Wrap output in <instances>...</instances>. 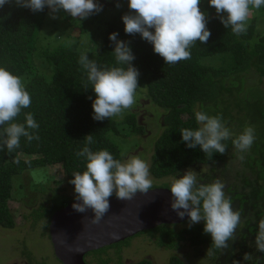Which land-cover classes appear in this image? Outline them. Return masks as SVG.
Masks as SVG:
<instances>
[{
	"label": "trees",
	"instance_id": "trees-1",
	"mask_svg": "<svg viewBox=\"0 0 264 264\" xmlns=\"http://www.w3.org/2000/svg\"><path fill=\"white\" fill-rule=\"evenodd\" d=\"M120 2L124 5L105 24L97 51L83 50L76 44L54 40L55 46L50 50L47 48L43 54L36 51L40 47V31L48 19L49 10L45 8L33 13L12 4L0 8V66L19 76L31 97L29 108L23 109L16 120L23 122L24 113H31L39 124L36 130L38 140L28 142L21 138L20 147L14 152L0 150V226H15L8 207V200L15 197H11L13 175L29 168L61 163L63 180L73 188L68 182L71 173L82 171L84 167L83 160L74 153L83 145L85 134L93 135L95 143L90 146L92 150L106 149L114 158L122 159L116 137L127 141L143 133L135 113L131 111L121 119L113 117L102 121H96L90 115V98L94 94L90 88L83 89L84 73L78 64V57L82 51H87L89 58L98 65L112 66L115 62L108 34L114 31L118 33V39L128 42L135 56L132 64L139 72L136 92L143 93L149 103L161 109L162 132L153 143L150 157L149 172L153 177L175 175L192 165L222 162L229 150L234 149L231 138L225 142V152L214 153L211 159L198 147L187 148L180 140L179 131L197 127L194 110H203L210 115L220 114L225 123L228 119L247 121L246 126L254 129V142L243 153L244 159L241 160L245 171L240 173L237 170L226 189L233 209L240 212L241 220L229 248L216 250L213 255L215 262L220 260L218 257L224 256L231 264H264V253L255 246L259 225L264 222V102L260 94L254 101L248 99L243 87L250 89L249 82L254 84L259 81L264 92V79L261 78L264 77V34L256 30L257 20L264 17V7L251 9L254 14L248 18L247 31L241 35H234L230 28L226 29L218 15H206V26L211 33L208 41L193 44L190 59L168 65L139 34L129 35L123 31L121 16L132 11L127 7L126 0H99L101 7L116 6ZM206 3L207 0H201V10ZM53 32L48 31L47 34L51 36ZM39 56L49 65L47 72L37 67L34 58ZM206 58L207 62L202 61ZM211 58H217L219 64L210 63ZM250 73L254 79L249 77ZM228 112L232 115L229 116ZM58 208L53 203L40 204L30 212V216L35 221L42 219L44 222L46 219L44 227L47 228V220ZM179 226L157 227L165 233L167 244L163 245L166 248H176L181 241L209 247L210 238L202 231V222ZM130 238L89 253L100 256L109 248L118 253ZM245 255L249 257L247 261L243 259ZM109 260L98 258L99 264H107ZM130 264L152 262L142 259ZM170 264L183 262L173 256Z\"/></svg>",
	"mask_w": 264,
	"mask_h": 264
},
{
	"label": "clouds",
	"instance_id": "clouds-1",
	"mask_svg": "<svg viewBox=\"0 0 264 264\" xmlns=\"http://www.w3.org/2000/svg\"><path fill=\"white\" fill-rule=\"evenodd\" d=\"M132 10L121 16L126 34H139L148 42L152 51L162 57L164 64H175L190 59V48L199 41L206 43L211 35L207 28L205 12L199 7L201 0H126ZM218 14L220 23L234 35L247 31L250 9L264 7V0H207ZM6 4L28 9L35 13L49 10L51 18L58 12L66 13L79 21L101 11L99 0H0V8ZM114 57L112 66L98 65L82 51L78 64L84 73L82 86L91 89V117L96 121L120 117L130 110L136 100L139 87L138 70L132 64L135 56L127 41L118 39V33L110 32ZM31 97L19 76L0 66V150L12 153L20 147L21 138L31 142L39 139V124L31 113H24L23 122L16 118L29 108ZM197 127L180 129V140L190 149L199 150L210 159L214 153L223 154L226 141L231 138L233 148L244 159L255 136L251 126L233 134L220 114L194 110ZM83 145L75 156L83 160V170L72 172L69 183L73 187L72 208L80 213L91 211L89 219L98 223L106 213L113 195L118 200H129L137 192L147 193L153 188L148 163L139 156L117 159L106 149L92 150L95 143L91 133L85 134ZM170 207L176 215L187 217L189 226L202 222V231L210 238L209 256L216 250L228 249L235 238L240 223V212L232 207L221 180L200 182L197 172L186 169L168 184ZM72 201V200H71ZM184 222V221H183ZM182 223V222H181ZM48 230V229H47ZM49 237V236H48ZM255 246L264 253V222L259 225ZM79 251V249H76ZM249 259L247 255L243 257Z\"/></svg>",
	"mask_w": 264,
	"mask_h": 264
},
{
	"label": "rangeland",
	"instance_id": "rangeland-1",
	"mask_svg": "<svg viewBox=\"0 0 264 264\" xmlns=\"http://www.w3.org/2000/svg\"><path fill=\"white\" fill-rule=\"evenodd\" d=\"M122 2V1H121ZM116 6L103 5L101 11L94 13L87 20H77L69 17L66 13L58 12L53 19L47 16L44 24L39 46L36 53L43 54L46 49L50 50L54 44V40L58 42L65 41L68 44H76L78 48L83 50L97 51L101 44V32L105 24L116 14L122 7L123 3ZM205 15H218L214 8L208 3L202 6ZM250 9L249 17L253 16ZM256 30L264 34V17L256 22ZM51 31L53 35L47 34ZM37 67L41 71L47 72V65L42 57L34 58ZM210 63L219 64L217 58H211ZM207 62L206 59L202 61ZM250 78L254 76L248 74ZM262 80L264 77H261ZM251 88H245L246 96L251 101L257 99V95H261L264 102V92L259 81L249 82ZM136 100L130 110H126L122 116L116 117L121 119L126 112L131 111L136 115L137 123L142 127L143 133L129 140H123L120 136L116 137V142L120 145L122 159L131 156H139L144 159L150 166L153 143L162 132V113L159 107L149 103L147 97L140 92H136ZM229 116L232 113L228 112ZM228 119L226 125L233 134L239 133L247 125V121L238 122ZM240 124L242 126H240ZM22 155H27L21 153ZM238 153L234 149H230L225 160L204 166H189L182 169L176 174H181L186 169L197 172L200 182H211L213 180H221L224 183V191L228 184L233 180L238 170L240 173L245 171L241 160L237 158ZM243 169V170H242ZM170 175L163 178H155L150 174L153 188H166L170 181L176 176ZM20 185V186H19ZM8 200V207L15 221L12 228H3L0 226V264H62L54 255L51 242L48 237V230L44 227L45 221H35L30 212L37 208L40 204H56L61 206L64 203L74 199L73 188L67 186L63 180V172L61 163L29 168L20 174L12 176L11 197ZM188 225V223L180 224L179 227ZM158 233L154 235L139 234L131 236L128 244L121 246L117 253L115 249H107L104 255L91 256L88 255L87 264H99L98 258L108 259L107 264H130L142 259H149L152 264H170V258L179 257L183 264H231L224 256H220V260L215 262L214 255L207 254L208 246L191 245L188 241H181L176 248H166L167 239L161 230V239ZM165 244V245H163ZM214 257V258H213Z\"/></svg>",
	"mask_w": 264,
	"mask_h": 264
},
{
	"label": "water",
	"instance_id": "water-1",
	"mask_svg": "<svg viewBox=\"0 0 264 264\" xmlns=\"http://www.w3.org/2000/svg\"><path fill=\"white\" fill-rule=\"evenodd\" d=\"M168 188L154 187L135 194L129 200L109 198L108 213L92 223L91 211L80 213L72 208L74 199L54 211L48 220V236L55 257L62 264H86L84 255L123 241L161 224H177L181 219L170 207ZM79 249V251H76Z\"/></svg>",
	"mask_w": 264,
	"mask_h": 264
},
{
	"label": "flooded vegetation",
	"instance_id": "flooded-vegetation-1",
	"mask_svg": "<svg viewBox=\"0 0 264 264\" xmlns=\"http://www.w3.org/2000/svg\"><path fill=\"white\" fill-rule=\"evenodd\" d=\"M168 186V185H167ZM166 188H168V187H166ZM114 196V195H113ZM68 202H70V201H68ZM68 202H66V203H64L63 205H61V206H59V208H62V207H64ZM58 208V209H59ZM49 220V219H48ZM47 220V221H48ZM181 223H177V224H161V225H158V226H155V227H153V228H150V229H148V230H146V231H142V232H139V233H137L136 235H141V234H145L146 236H148V235H154L155 233H158V236H157V238L158 237H160V235H161V231L160 230H158L157 229V227H159V226H162V225H167V226H173L174 227V225H180ZM48 225V224H47ZM165 227V226H164ZM163 232V234H164V236H165V233H164V231H162ZM166 237V236H165ZM160 239H161V237H160ZM110 246V245H109ZM89 252H92V251H89ZM89 252H87L85 255H84V260H85V262H86V264L88 263L87 262V260H86V258H87V256L88 255H90V253ZM91 256H94L93 254H91Z\"/></svg>",
	"mask_w": 264,
	"mask_h": 264
}]
</instances>
